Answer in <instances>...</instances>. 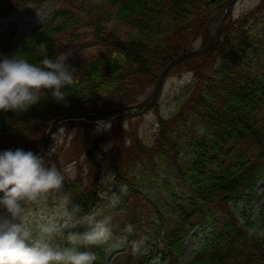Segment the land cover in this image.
I'll use <instances>...</instances> for the list:
<instances>
[{
	"label": "trees",
	"instance_id": "16d2710c",
	"mask_svg": "<svg viewBox=\"0 0 264 264\" xmlns=\"http://www.w3.org/2000/svg\"><path fill=\"white\" fill-rule=\"evenodd\" d=\"M43 1L0 0V16L23 2L31 3L33 11ZM54 1L57 5L46 23L33 27L20 42L12 41L17 23L5 29L0 55L14 54L39 64L44 55L54 58L83 37H89L97 50L85 53L80 62L67 58L75 73L72 85L64 89L66 103L47 94L25 113L0 111V151L35 153L56 118L101 110L119 113L136 104L135 95L155 84L172 58L191 49L198 38L206 41L211 22L227 2ZM262 8L259 2L236 17L231 10L206 52L184 57L165 73L163 80L185 63L192 76L168 113H159L158 100L149 108L157 113L152 135H139L131 126L129 135H123L128 143L122 137L109 142L94 130L93 121L69 119L54 126L75 121V157L82 161L67 171L50 157L53 128L40 156L55 163L65 180L61 189L48 193L46 204L59 205L67 195L72 201L69 209L79 205L83 215L93 212L102 195L110 194L111 180L127 187L115 227L122 230L128 247L108 255L109 239L93 246L94 264H147L156 259L179 264L186 240L197 228L204 233L203 242L186 264H264V205L255 213L231 207L232 201L247 199L264 178ZM41 43L47 44L46 53L40 52ZM83 230L79 225L62 228L65 234ZM55 236L56 244L66 243L64 235ZM140 237L148 241L145 251L134 250Z\"/></svg>",
	"mask_w": 264,
	"mask_h": 264
},
{
	"label": "clouds",
	"instance_id": "9594fccd",
	"mask_svg": "<svg viewBox=\"0 0 264 264\" xmlns=\"http://www.w3.org/2000/svg\"><path fill=\"white\" fill-rule=\"evenodd\" d=\"M41 53L47 44H39ZM68 53L54 58L44 55L37 63L16 55H0V111L25 113L47 94L66 103V92L74 80L75 69L67 63ZM110 123L97 122V130H107ZM65 176L55 163L23 149L0 151V264H94L93 246L111 236L110 217L99 212L80 215L79 205L64 196L58 206L63 227L83 226V231L63 233L54 221L39 225V238L25 219L22 202H35L52 190L62 188ZM59 233L66 243L51 241Z\"/></svg>",
	"mask_w": 264,
	"mask_h": 264
},
{
	"label": "rangeland",
	"instance_id": "374dc122",
	"mask_svg": "<svg viewBox=\"0 0 264 264\" xmlns=\"http://www.w3.org/2000/svg\"><path fill=\"white\" fill-rule=\"evenodd\" d=\"M98 1V0H94ZM259 2H263V11H264V0H236L235 4L232 7V17H236L242 10L249 9ZM57 3L54 0H44L43 3L31 11L32 4L28 2H23L20 7L11 11L7 16H0V37L2 32L7 29L10 25L17 23V29L12 38V41L20 42L22 38L29 34L33 27H40L46 23L47 19L50 17L52 10L56 7ZM205 40V39H204ZM89 37H83L82 41L75 45V47H69L62 53H68V59L70 61L80 62L83 59V56L87 52H92L97 50L96 45H92L89 42ZM206 41L198 38L194 41L191 49H198L205 45ZM187 49V50H191ZM1 53V52H0ZM220 62V61H219ZM192 72L191 68L187 67L186 64H182L180 67H175L168 72L163 80L162 88L159 91L157 100L159 105V113L166 114L168 113L175 105L176 96L181 91L183 86L191 80ZM155 84L150 87L145 88L143 91L135 95V103H142L147 101L154 89ZM134 105V104H133ZM120 111L119 113H122ZM139 116H131L122 119H119L114 123L117 118H101V119H89L85 117L86 122H94V130L99 131L102 135H105L109 142L113 141V138H121L125 140L126 143L129 141V137L123 135H129L128 133L132 130L130 127H134V131L139 135H152L156 128L157 113L151 108L146 112L141 113ZM75 120V119H73ZM113 120V121H111ZM103 121L105 123H110L111 127L107 130H97V122ZM111 121V122H110ZM75 121H67L62 123L58 127H53L52 132V145L50 147L51 158H54L55 161H59L64 169L67 171L74 170L78 163L82 161V157H75V133H76V124ZM55 126V125H54ZM48 127V126H47ZM47 130V128H46ZM45 130V132H46ZM43 134V137L45 135ZM83 133H80V141ZM50 136L47 139L50 141ZM43 138L41 140L42 144ZM39 145V147L41 146ZM38 147V148H39ZM111 192L109 195L101 196V203H98L96 208L93 211L99 212L101 216L110 217L109 227L111 229V236L107 243L106 253L109 255H114L116 252L124 250L128 247V240L122 234V230H119L115 227V223L120 219V214L117 210L120 203L121 197L126 190V186L122 184H116L112 180L110 181ZM2 195V194H0ZM49 197L48 193L45 194L42 198L38 199L35 202H32L25 209V219L29 223V226L33 229L34 238H39V225L54 221L57 224L62 222L59 217L58 206L51 205L49 206L44 201ZM264 205V178L257 184L256 188L251 192V195L247 199L237 200L231 202V207L237 209H246V211H251L252 213L257 212L261 206ZM204 233H202L201 228H197L192 231L191 235L187 238L185 243L184 250L180 253L178 257L179 264H186V261L195 255L201 247L203 242ZM59 239V236H55L51 241L54 245H58L55 242ZM62 240V238H61ZM148 241L146 237H140L134 243L133 247L135 251H145L148 249ZM147 264H167L160 260H152Z\"/></svg>",
	"mask_w": 264,
	"mask_h": 264
},
{
	"label": "water",
	"instance_id": "95a60500",
	"mask_svg": "<svg viewBox=\"0 0 264 264\" xmlns=\"http://www.w3.org/2000/svg\"><path fill=\"white\" fill-rule=\"evenodd\" d=\"M234 0H228L224 9H223V13L218 21V25L216 26V29H214V26L215 24L211 25L210 26V29H209V34H208V39H207V42L205 44V46L201 49H194V50H188V51H185L181 54H179L178 56H176L175 58H173L172 60H170L164 67L163 69L161 70L157 80H156V83H155V86H154V89H153V93L150 97L149 100L143 102V103H139L137 105H133L132 107H128L125 111H123L122 113H119V114H114V111L112 110H106V111H96V112H85L83 114H78V115H65V116H62V117H59L57 119H54L50 124L49 126L47 127V130L45 132V135L43 137V141H42V144L40 146V149L37 153V155H41V153L45 150V146H46V143H47V139L49 137V135L51 134V131L54 127L55 124H57L58 122H61L63 120H67V119H84L85 117L87 116H92V115H100V114H103V115H106L107 118H118V117H123L125 115H128V114H133L135 112L139 113V112H142L144 111L146 108H149L156 100L157 96H158V93H159V89H160V86H161V82H162V78L165 74V72L173 65L175 64L176 62H178L179 60H181L182 58L188 56V55H193V54H200V53H203L205 51H207L213 40L215 39V36L220 28V26L224 23L225 21V17L229 14V11H230V8H231V5L233 3ZM138 107L140 109L136 110L135 111V108Z\"/></svg>",
	"mask_w": 264,
	"mask_h": 264
}]
</instances>
